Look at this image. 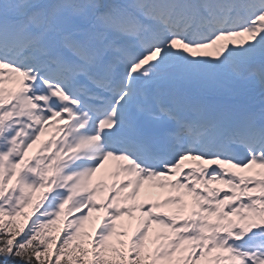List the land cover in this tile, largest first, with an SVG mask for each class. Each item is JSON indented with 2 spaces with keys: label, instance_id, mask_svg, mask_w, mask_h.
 Segmentation results:
<instances>
[{
  "label": "snow or ice",
  "instance_id": "6c2138e0",
  "mask_svg": "<svg viewBox=\"0 0 264 264\" xmlns=\"http://www.w3.org/2000/svg\"><path fill=\"white\" fill-rule=\"evenodd\" d=\"M0 259L264 264V0H0Z\"/></svg>",
  "mask_w": 264,
  "mask_h": 264
},
{
  "label": "bare ground",
  "instance_id": "6f19581e",
  "mask_svg": "<svg viewBox=\"0 0 264 264\" xmlns=\"http://www.w3.org/2000/svg\"><path fill=\"white\" fill-rule=\"evenodd\" d=\"M97 175H98V177H100V176L103 175V173H98ZM145 192L150 193L152 196L155 194L157 199H162L163 196H164V191H162V190H159V189H144V190H142V198H143ZM163 210H165V209H163Z\"/></svg>",
  "mask_w": 264,
  "mask_h": 264
},
{
  "label": "rangeland",
  "instance_id": "374dc122",
  "mask_svg": "<svg viewBox=\"0 0 264 264\" xmlns=\"http://www.w3.org/2000/svg\"><path fill=\"white\" fill-rule=\"evenodd\" d=\"M34 150H35V149H34ZM98 215H100V214H98V213H95V214H94V216H98ZM133 225H134V222H133ZM88 227L91 228V225H89Z\"/></svg>",
  "mask_w": 264,
  "mask_h": 264
},
{
  "label": "trees",
  "instance_id": "16d2710c",
  "mask_svg": "<svg viewBox=\"0 0 264 264\" xmlns=\"http://www.w3.org/2000/svg\"><path fill=\"white\" fill-rule=\"evenodd\" d=\"M0 264H3V261H0Z\"/></svg>",
  "mask_w": 264,
  "mask_h": 264
}]
</instances>
